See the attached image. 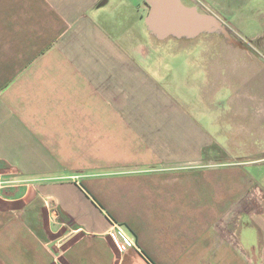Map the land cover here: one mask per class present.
<instances>
[{"label":"crops","instance_id":"1","mask_svg":"<svg viewBox=\"0 0 264 264\" xmlns=\"http://www.w3.org/2000/svg\"><path fill=\"white\" fill-rule=\"evenodd\" d=\"M257 1L180 0L234 26ZM150 9L0 0V264H264V76L215 86Z\"/></svg>","mask_w":264,"mask_h":264},{"label":"rangeland","instance_id":"2","mask_svg":"<svg viewBox=\"0 0 264 264\" xmlns=\"http://www.w3.org/2000/svg\"><path fill=\"white\" fill-rule=\"evenodd\" d=\"M257 2L258 5L254 4V7H252L251 5L249 8H252L253 11L251 10L250 12L245 13V15H241V18L244 19L243 22H237L238 27L234 26L231 22L221 21L219 19L221 27H212L200 33L195 38L181 40V42L178 44H170L168 51L170 52L173 49L177 48V45L186 46L185 49H187L188 51L192 50V48L194 47L198 49L199 54L196 55V57L190 56V58L199 63V67L208 68L210 62H216V68L212 73L217 79V82H214L215 86L217 87L224 86L226 68L229 71L231 69H233L234 71L238 70L240 74L239 78H247L250 82L254 80V78H256L257 74L259 77H263L264 75L261 74L262 71L264 72V0H258ZM204 8L200 7L201 11L207 12L203 10ZM235 8L237 9L236 6ZM252 18H254L255 20ZM155 37L158 36L156 35ZM156 42L157 40L155 38L153 41L154 48H156L155 46H157L158 44ZM159 43H161V41ZM178 56V58H173L169 55H163V61H168L169 63L180 61H183L184 63L190 62V60L185 58V56H182V54ZM204 72L207 73V71ZM206 78L208 79V76L202 77L203 84L207 83ZM234 78L236 79V77ZM174 79V76L169 77V80L167 81L170 83L168 84L167 82L166 84H164V87H167V84L169 87L171 81H173ZM259 81H261V79H259ZM186 88L187 86H185V90ZM255 93L257 92L251 91L249 89L250 96L254 95ZM257 97L261 98L263 96L258 94ZM204 105L205 104H202L200 107V110L203 113L207 111V108H204ZM262 108H264V101H253L251 99L250 102L245 103L244 110L249 114L247 121H249L250 125L255 124V115H257L258 111H261ZM217 112L218 113H215L216 116H223L224 114L223 111ZM198 117L196 118V120L199 121L203 127L209 130L212 125L211 117L207 114H202V116ZM223 121L224 119H222V122ZM47 214L48 213L46 212V215Z\"/></svg>","mask_w":264,"mask_h":264},{"label":"water","instance_id":"3","mask_svg":"<svg viewBox=\"0 0 264 264\" xmlns=\"http://www.w3.org/2000/svg\"><path fill=\"white\" fill-rule=\"evenodd\" d=\"M151 7L146 22L160 37L173 34L177 37L193 36L212 27H221L214 16L197 13L180 0H148Z\"/></svg>","mask_w":264,"mask_h":264},{"label":"built area","instance_id":"4","mask_svg":"<svg viewBox=\"0 0 264 264\" xmlns=\"http://www.w3.org/2000/svg\"><path fill=\"white\" fill-rule=\"evenodd\" d=\"M5 184V181L0 179V187L1 185ZM53 199H44L45 206L47 207L48 211L53 213L56 217L57 208L56 204L53 202ZM112 236L114 238V241L117 245V247L122 250L126 247H130L132 242L128 239V237L123 233V231L120 228L114 229L112 232Z\"/></svg>","mask_w":264,"mask_h":264}]
</instances>
